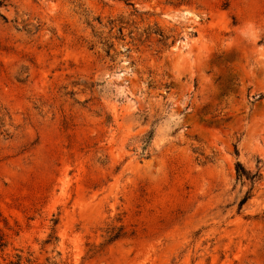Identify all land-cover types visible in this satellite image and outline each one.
<instances>
[{
    "label": "rangeland",
    "instance_id": "1",
    "mask_svg": "<svg viewBox=\"0 0 264 264\" xmlns=\"http://www.w3.org/2000/svg\"><path fill=\"white\" fill-rule=\"evenodd\" d=\"M0 264H264V0H0Z\"/></svg>",
    "mask_w": 264,
    "mask_h": 264
},
{
    "label": "trees",
    "instance_id": "2",
    "mask_svg": "<svg viewBox=\"0 0 264 264\" xmlns=\"http://www.w3.org/2000/svg\"><path fill=\"white\" fill-rule=\"evenodd\" d=\"M149 138H152V135H150ZM236 174H237V178L239 180H242L244 178L249 179L253 184L257 181L261 179V172H260V168L254 173L251 174L250 172H248L245 167L241 164L238 163L236 166ZM250 198V190L243 196V198L240 200L239 203V208L241 209L243 207V205L249 200ZM118 236H112L111 240H113L114 238H117Z\"/></svg>",
    "mask_w": 264,
    "mask_h": 264
}]
</instances>
